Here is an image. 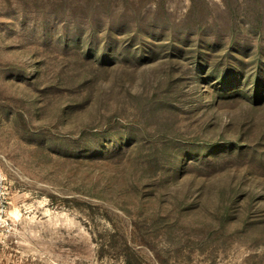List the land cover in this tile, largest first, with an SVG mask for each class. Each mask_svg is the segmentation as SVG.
<instances>
[{
    "label": "rangeland",
    "instance_id": "obj_1",
    "mask_svg": "<svg viewBox=\"0 0 264 264\" xmlns=\"http://www.w3.org/2000/svg\"><path fill=\"white\" fill-rule=\"evenodd\" d=\"M0 264H264V0H0Z\"/></svg>",
    "mask_w": 264,
    "mask_h": 264
}]
</instances>
